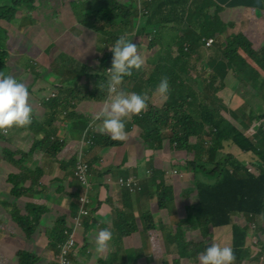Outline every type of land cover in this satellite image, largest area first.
<instances>
[{"label":"trees","instance_id":"obj_1","mask_svg":"<svg viewBox=\"0 0 264 264\" xmlns=\"http://www.w3.org/2000/svg\"><path fill=\"white\" fill-rule=\"evenodd\" d=\"M2 1L0 6L4 7L0 9V18L4 16V20H10L15 17L16 10L19 9L13 7L22 1ZM91 1L94 8H98L94 12L93 21L100 26H95V30L108 37L107 48H110L115 39L123 34L131 42L137 43V52L143 61L139 69H134L130 76H125L122 79L117 92L145 93L146 96L152 97L153 93L149 89H155L162 77L168 79L167 103L164 110L160 112L159 118L155 119L151 112H146L143 109L126 119L124 127L125 134L128 135L126 130L133 126L139 127L142 131L140 138L150 150L169 147L168 159L170 161L177 160L176 163L169 165L179 164L174 166L175 168L172 167L176 171L174 177L179 176L183 181L185 175L191 174L195 183L196 196L194 198H191L190 189L182 191L183 204L179 203L178 206H183L185 215H182L177 223H170L167 226L173 233L166 234V244L162 248L163 256L168 259L166 256L169 253L168 250L173 253L177 246H183V249L180 250L183 253L181 256H186L195 264H199L198 255L210 243L197 245L193 240L194 232L200 231L208 240L214 231L226 229H229L232 234L229 244L234 253V260L240 262L243 252L250 259L251 253L248 247H245L250 239H254L251 250L256 251L258 247L264 255V239L262 237L264 236V115L257 116L251 113L247 120L250 124L257 123L252 131L245 133V130H240L228 122L221 115L220 109L206 103L203 100L202 92H197L201 88L218 92L214 89L217 79L220 77L224 81L225 72L233 70L241 83L251 87L255 92L261 93L264 97V49L255 51L251 42L242 34L226 35V27L221 23L218 13L222 10L219 1L225 2L226 0H205L192 13H188V9H191V0H151L145 4V9L149 12L146 20L136 11L133 0H128L127 3H119L118 0ZM247 1L250 4L253 3L251 0ZM238 2L242 5L246 0ZM255 2L259 4L260 9H264V0H255ZM252 6L255 8V5L252 4ZM71 8L79 11L81 5L72 4ZM213 8L216 11L211 14L210 11ZM6 13L8 16L5 17ZM143 19L144 25L142 24ZM83 22L85 23V21ZM151 27H157L158 30L153 32ZM261 33L264 34V27L261 29ZM217 35L224 40V50L220 54L213 50L217 52L215 55L217 59L204 61L208 68L214 70V74H210L207 78L193 77L191 72L196 71V66L202 62V50L207 40L215 38ZM100 51L103 52L104 49L101 48ZM221 55L222 58L219 61ZM4 57L0 56L2 70L6 69ZM111 57V50L104 53L100 63L101 72L92 69L88 75L90 83L84 90L90 93H81L72 89L71 86L77 85L79 78L89 73L90 68L73 57L61 53L56 60L60 62L62 73L65 76L53 75L60 84L58 96H51L50 93L43 100L42 98L37 100L36 103L40 108L36 105L32 106L31 123L23 127L10 128L14 132L26 131L27 137L24 140L27 148L24 150L23 145L11 148V145L5 142V136L2 134L5 132H0V142L3 143L0 148L1 157L13 164L26 166L28 164L26 159L32 160V152L36 150L42 151L50 161L54 162V159L60 160L59 153L71 147L72 150L68 158L60 160V163L62 169H69L74 176L79 154H83V157H87L89 153L99 155L104 148L117 147L115 139L112 140L108 134L99 132L100 122L92 119L94 114L99 111L96 108L86 110L84 115H81L82 118L79 121L84 123V126L73 142H70L66 136L58 135L66 124V120L77 116V112L80 111L78 105L83 100L93 101L90 102L93 104L94 101L102 102L110 98L112 94L107 91L109 76L106 72L111 66ZM154 58L159 60L154 63L151 61ZM148 65H152V69H150L145 86H137L136 80L140 72L144 66ZM178 71H180L179 76L182 77H175ZM31 74L32 80L29 84L33 82L38 72L36 70ZM20 81L22 82V80ZM31 99L32 102H35L33 96L29 95L28 102ZM244 115H247V111ZM40 117L41 119H39ZM235 121L238 122L236 116ZM152 135L157 137L155 143L152 142ZM191 138H197L199 142L191 141ZM229 150L238 152V154L229 153ZM180 153H195V158L184 161L175 156ZM164 159L166 160L167 157ZM89 164V181L95 190V187L97 189L103 179L109 176L107 174L109 170L106 169L96 176L93 162L91 161ZM23 166L20 170L23 173L9 174L6 179L7 184L10 185L7 196L18 198L5 202L0 200V205L8 213L6 219H13L18 224L16 227L24 232L28 239H31L41 225L42 216L48 212L49 208H47L48 202L42 203V200H39V204L36 201H26L22 206L15 203L17 200L24 199L25 196L32 198V192L41 184V169L35 167V170L32 171L31 168ZM180 168L185 175L179 170ZM166 173V170L161 173L155 172L153 177L152 171L147 172L148 179L151 178L150 199L156 200L160 209L168 210L174 215L177 198L173 186L164 184ZM28 180H30V184L26 186ZM75 180L76 182L70 185L72 189L69 191L74 196L77 209L80 210V198L85 193V187L76 178ZM94 190L89 192L87 189L86 191V193L89 192L90 199L87 210L92 207L94 202H97L94 199ZM99 207L101 208V206ZM100 208L91 211L92 217L88 223H85V228L87 225L90 228H99L103 225V228L110 229L112 234L119 232L117 242L126 243L131 239L132 223L119 224L130 220L132 222L133 218L124 210L117 211L112 218V222H114L112 226L109 224V219L102 221L99 218ZM22 209L27 211L26 216L21 215ZM141 214L143 215V213ZM235 215H241L240 218L244 217V220L240 224H236L233 220ZM143 216H147L145 221L151 219L150 214ZM258 218L263 220V224L255 231ZM149 224L151 226L152 223L147 225ZM69 225L70 223L63 217L58 218L54 227L48 229L47 236L52 249L56 250L60 243L67 238L64 232ZM10 226L16 230L14 235L19 234L17 228L10 223L0 224V230ZM139 228H142L141 225ZM165 228L161 220L162 233H165ZM249 230L251 233H248ZM17 237L21 239L20 236ZM203 246L204 248L201 250L200 248ZM12 251L14 252L12 253ZM255 255L258 253L256 252L253 256ZM16 256H18L20 264H36L39 261V257L34 253L15 251L12 248L9 255L0 252V264H7ZM174 259L177 260L175 255ZM54 261L51 264H58V261ZM100 264H114V262Z\"/></svg>","mask_w":264,"mask_h":264},{"label":"crops","instance_id":"obj_2","mask_svg":"<svg viewBox=\"0 0 264 264\" xmlns=\"http://www.w3.org/2000/svg\"><path fill=\"white\" fill-rule=\"evenodd\" d=\"M11 1V0H10ZM9 1V2H10ZM128 0H118L119 3H127ZM205 0H202V2H204ZM219 1V0H218ZM239 0H226L225 2H221L220 3V9H222L221 11H219V17H220V21L221 23L226 27V35L230 36L231 34H243L244 36H246L249 41L252 43L253 48L255 50H260L264 47V34L261 33V29L264 27V9H260L259 8V4L255 2V0H251L253 3H249V1L246 0V2L242 5L239 4L238 2ZM86 4L89 6H92L91 9L84 11L81 15H80V10L79 12V16L76 19L75 22V27L80 28L81 26L85 27L83 25V21H85V18H89V22L85 21V24L90 25L91 27H97L98 23H94L93 21V17H94V12L98 9V8H94L93 2L91 0H85ZM3 3L2 0H0V5ZM255 5V8L252 6ZM200 6L199 5V1L198 0H191V9H188V13H192L196 10V8ZM73 11H75V8H72ZM216 11L215 8H213L210 12L211 14H213ZM65 16H63L64 18ZM77 17V16H76ZM12 20H15L16 22H18L17 19H10V20H4L3 21H9L10 24L12 22ZM29 22V21H28ZM30 24V22H29ZM142 24L144 25V21H142ZM35 23L33 22L31 25H29L28 27H32L34 26ZM18 27L20 29H24L26 28V26L24 24H20L18 25ZM41 26L39 25L38 29ZM4 28V27H3ZM1 29V33H0V51H3V47L5 45V43H7V41L9 40V33L8 31L4 28ZM152 28V27H151ZM186 29H188V27H186ZM179 36H182V34H179ZM8 38V40H7ZM41 39V41H38L37 39ZM108 39L107 36H105L104 34L99 35V38L97 37V41H99L100 43L103 42V44H105L106 46H108L109 42H106V40ZM16 41H18L17 39H15ZM218 40L222 41L224 43V40L218 36ZM35 42H41L46 43L47 42V46L52 45L49 44L47 41L40 33L37 32V36L35 37ZM104 48V47H103ZM78 52H81V50L79 48ZM218 51V53H222L223 49L221 48L220 50H218V46H214V49ZM212 50V51H213ZM206 52L204 50H202V55H203V59L202 62H200L197 66H196V71H192L191 75L193 77H197V78H205V75H203L202 72V68L203 66L206 64L204 61H206ZM218 54V55H219ZM222 55L220 56L219 61L221 60ZM103 58H101L99 60V63L97 64V68H94V70L101 72V67H100V63L101 60ZM208 59L213 60V59H217L216 56L213 57H209ZM5 60V59H4ZM56 60V59H55ZM153 60H159L158 58H154ZM57 61V60H56ZM79 61H81L80 63L83 65H87L82 63L83 60L79 59ZM41 64V63H40ZM88 66V65H87ZM89 68H91L90 66H88ZM146 67V66H144ZM14 68L13 66H9L8 70L7 69H0V71H3L4 74H6L8 71H12ZM143 71V70H142ZM91 73V69L90 72L87 74H84L83 77L80 78H87V82L84 83V85H88L90 83V77H88V75H90ZM180 71L176 72L175 77H182L179 76ZM228 75H231L233 78L231 79V81H236L235 85H229V80H227V78L225 77L224 79V83L221 84L220 87L215 86L214 89L218 90L216 97L218 96H226L229 95L228 98H226V103L225 105H223L222 109L218 108L221 110V115L228 121L230 122L233 126H235L236 128L240 129V130H245L246 132H250L253 130L254 125L257 122H253V124L249 123V120H247L249 118V115L251 113H253L254 115H264V97L261 93H256L255 91H253L249 86H245L244 84H242L239 80L236 79V76L233 72H229ZM145 76L143 75L142 72H140L139 77L136 80V85L137 86H145L146 81H143V78ZM220 78V77H219ZM146 79V77H145ZM221 79V78H220ZM78 85V84H77ZM119 86H121V82L119 84ZM206 89V88H205ZM234 90V91H233ZM149 91H151L153 93V99L154 101L151 102V106H153V104L155 105H160L162 107L165 106L166 101H161L160 97L156 94H154V89H149ZM173 91V89H172ZM128 93H130L129 91H127ZM203 95V100L205 101H209V104L213 105L211 99L209 97H207L205 92L201 93ZM159 99V100H156ZM231 99V102L228 103V100ZM93 101H89V100H83L81 103H79L78 105V111L77 112V116L75 118H71L66 120V124L65 126V131L63 132L62 130H60L61 134L63 136L68 137L70 140V142H73L79 132L81 131L82 127L84 126V123H81L79 120L82 118L81 115H84V111L86 110H92V108H90L92 106ZM100 101H94L93 104L100 106ZM215 107V106H214ZM216 108V107H215ZM97 110L99 108H96ZM240 115V113H242ZM247 111V115H244V113H246ZM235 116L238 119V122L235 121ZM134 127V126H133ZM136 127V126H135ZM137 130V134L132 135V132H128L129 135L131 137H128V140L130 139V141H128L127 146L123 149V150H113L110 148H104L103 151L98 155L97 153H89L87 157H85V159L87 160V162H95V160H99L101 159L105 154H110L112 155V157L110 159H108L107 163H110V161H112V159L116 156L118 157V153L119 152H123L122 153V159L128 157L131 158V162L128 163V165H124L122 162H119L117 159V164L116 165H111L109 168H107V170H109L107 172V174L112 176V181L113 183H111L110 181H107L106 184H103V182H101V185L98 187L99 189H102L101 192V198L99 200H97V202H94L92 205V210H97L98 208H100L99 206H101L100 211V217L103 220H110L109 224H111L112 226L114 225L112 222L113 220L111 218L114 217V213L115 211H126L128 213V215H130V217L133 218L132 222L131 220L128 222H123L120 223L119 225H126L129 223H136V221L138 220V216L139 214L143 213V215L145 214H150L153 218V221H156L155 223H159L161 222V220L164 222L165 227L167 228V226H169L170 223H177L178 219H175L173 217V215L171 214V212H169L168 210H160L156 211V210H152L150 203H151V199H150V189L151 187V183H150V179H148L147 176V172L152 171L153 172V177H154V173L158 172L161 173V171L166 170L169 171V169L171 167L177 166V165H169L170 163H176V161H170V159H168V155L170 154V150L169 147H165L159 149V150H150L149 148H147V146H145L140 138L142 131L141 129H139L138 127H136ZM166 131H168V129H165ZM14 140L13 142H11L12 144H16V145H23V150L25 148H27V144L25 142V137L21 134H19L18 132H16L15 136H14ZM191 141L194 142H199L197 138H191ZM138 148L142 149V154H139ZM66 150H69V152L72 150L71 147L67 148ZM150 150V151H149ZM127 152H129L127 154ZM229 153L235 152V151H228ZM62 153H59V155H61ZM183 154V153H180ZM186 155L190 156L191 159H185V160H192L195 158V153H185ZM32 156V160H29L28 158L26 159L27 163H30L31 166L34 167H39L42 171V176L44 177L45 175V165H51L54 166L53 168H51V171L53 172V174H55L56 178L61 179L62 175L61 173L63 171L60 170L59 166L54 165L55 163L53 161H50V159L42 152V151H38V157L40 158V164L39 166H36L34 164H32L33 161H35L37 159V157L35 156V154L31 155ZM178 159L179 158V154L175 155ZM161 158L163 162L162 163V168H159L156 166L157 161H159L158 158ZM164 157H167V159L165 160ZM183 160V159H181ZM184 160V161H185ZM95 163L99 164V161H96ZM114 163V160H113ZM30 165H26L23 166L24 168H28L30 169ZM110 165V164H109ZM124 166V170H119L120 167ZM164 168V169H163ZM175 168V167H174ZM181 172V168L179 169ZM106 171V169H103L101 171L104 172ZM21 172V171H20ZM111 172V173H109ZM23 173V172H21ZM20 173V174H21ZM67 173L71 174L70 177H72V179L74 178V176L72 175V172H70L69 169H67ZM184 174V172H182ZM9 174H13V173H9ZM120 175H124V176H120ZM185 175V174H184ZM117 176L123 177V178H128L130 176H135L136 178H139V184L141 186V189L143 188V190L139 193L136 194H129L126 191H121V187L118 185H115L114 182L117 178ZM152 177V178H153ZM75 179V178H74ZM106 179V178H105ZM181 178L179 176L174 177L173 180L171 181V178H167L165 176V180H164V184L168 185V186H173L174 188V192L176 189H181L183 187H185L183 190H188L189 189V179H192V175L191 174H187L185 175V179H182L183 181L180 180ZM76 182V180L72 181ZM182 190V191H183ZM70 192V191H69ZM176 196V195H175ZM55 202V205L57 207V211H54L51 209L50 205L53 204ZM48 212L45 213L42 216L41 219V225L38 227V229L34 232V235L32 236L31 239H28L25 235L24 232H19L17 231L19 234H15L16 236H23L24 239H19L21 241V246H13L10 244V246L14 249L15 247H20L25 251L31 252L36 254L39 257V261L36 264H51L52 262H55L54 260L57 258L58 254H59V248H57L56 250L52 249L49 246V243L46 241L47 238V231L48 229L54 227V223L55 221L62 216H66L68 215L69 217H71V219L75 218L76 213H77V206L73 205L70 206L68 208H65L64 205L61 203L60 200L53 199L51 201L48 202ZM159 208V207H158ZM177 208V206H175V209ZM179 211H181L183 213V215H185L184 211H183V206H179ZM8 215L7 212L4 211L3 214H0V224H7L9 223L8 220L10 218L6 219V216ZM242 217L241 215H235L233 217V220L235 222H242V220H244V218H240ZM182 218V217H181ZM144 219V218H143ZM135 220V221H134ZM48 222V224H47ZM89 221H87L88 223ZM138 224V223H136ZM257 224L259 226H261L263 224V220L261 218L257 219ZM139 225V224H138ZM140 227V225H139ZM90 226L87 225V229H89ZM103 228V225L100 226V228L98 227H92V229H90V231H96L97 232ZM4 229V230H3ZM0 230V235L5 237H9L11 235L10 230H13V227H9L7 229L3 228ZM142 228H139V231H142ZM132 231V230H130ZM13 232L16 233V230L14 229ZM86 232V234H88L86 228L84 227L83 229H78L75 232V237L77 239V242H79V237L80 235L82 236L84 233ZM195 236L193 238V240L195 241V243L197 245H202V244H208V243H213V242H218L221 245L227 243L229 244L231 239H232V234L231 232L226 229L224 231H214L212 236L209 237L208 240L205 239V235H202L200 231H196L194 232ZM153 234H155V238L158 239L160 238V240L162 242H157L158 248L161 249V252L163 251V247L166 244V240L165 237H163V234L159 231H157L156 233H152L148 234V236H153ZM162 234V237L160 236ZM166 235V233H165ZM90 235H88L89 237ZM118 236H119V232H118ZM139 237L142 236H146L144 234V232H140L138 233ZM40 238H42V241L44 244V246L42 247H38L36 246V243L40 240ZM0 239L2 240V237H0ZM85 239H87V236L85 235ZM208 241V243H206ZM24 243L26 244V246L23 248ZM84 243H86L87 245H83L80 246V248L85 251L87 253V255L90 258V254H92L94 257L97 256V251L96 249H92L89 247V243H93L92 241L90 242V240H86L84 241ZM121 244L117 241H109L108 243V248L111 250L112 255L109 256V259L105 260V262H110L112 259L115 260V264H120L122 261L116 263L118 261V253H122L125 255V259L123 261H126L127 264H168L167 261L163 260L162 255L160 257L154 256L157 253L154 251L153 245H150L149 242H141L140 240H137V237L135 238H131L129 240L126 241V243H122V249H119V246L117 245ZM248 243H246L245 247H248ZM79 245H82L80 242L78 243ZM30 245V246H29ZM78 246V245H77ZM232 248V247H231ZM52 249V250H51ZM19 251V250H16ZM169 251V250H168ZM77 252V249H76ZM170 254V253H169ZM173 254L178 255L177 251H174ZM75 258L72 260V264H85L86 261V255L82 254V253H75ZM78 256H80V259L78 260ZM87 256V258H88ZM242 256V260L239 262L238 260H234L232 262V264H243V263H247V264H259L258 262H254V261H249L248 256L245 252H243ZM252 258V257H250ZM145 259V260H144ZM144 260V261H143ZM56 261H58V259H56ZM181 264H195L190 258L184 256L182 260H180ZM57 263V262H56ZM94 264H100V260L98 259L97 261L93 260ZM59 264V263H58Z\"/></svg>","mask_w":264,"mask_h":264},{"label":"rangeland","instance_id":"obj_3","mask_svg":"<svg viewBox=\"0 0 264 264\" xmlns=\"http://www.w3.org/2000/svg\"><path fill=\"white\" fill-rule=\"evenodd\" d=\"M12 1H18V0H11L10 2H12ZM20 1H22V2H19L20 4L15 5L13 7V8H19L16 10L15 17L12 18V19H17L18 22H16L15 20H12V22L10 24L9 21H6V22L3 21L4 16H2L0 18V33H1V29L3 27L9 33V40L7 38L8 41H7V43H5V45L3 47L4 48L3 51L0 52V56H5L4 57L5 68L7 70H8V67L10 65L13 66L14 69L12 71H10L11 76L12 77L17 76L16 79L18 81L22 80V82L26 85V87L29 91V95L33 96L35 102H32V99L29 101L31 107L36 105L38 108H40L38 103H36L37 100H40L41 98L43 100V98L47 97L50 93H51V96H53V95H55L56 97L58 96V90H60V84L58 83L57 79H55L53 77V75H56L59 77L65 76L62 73V67L60 65V62L55 60L61 53H65L68 56L73 57L74 59H76L78 61H79V59L83 60L82 63L87 64L88 66L91 67L90 68L91 70L92 69L94 70V68L98 67L97 64L99 63V60L101 58H103L104 53L109 52L110 49L107 48L108 46L103 44V42L100 43L99 41H97V37L99 38V35H101L103 33L100 31H96L95 27H91L90 25L85 24L84 22H83V25L85 27H83V26H81L80 28L75 27L74 24L76 22V19L79 16V12L76 10L73 11V9L71 8V5L72 4H74L75 6L81 5V7H82L81 11H80V15H81L84 11H87V10L92 8V6H89L86 4L85 0H20ZM198 1H199V5L203 4L202 0H198ZM3 7L4 6H0V9ZM136 11L138 12L139 9H137ZM6 16H8L7 13H6L5 17ZM63 16H65V17L63 18ZM28 21L30 22V24ZM85 21L89 22V18L88 17L85 18ZM142 21H144V19ZM33 22L35 23V25L32 27H28ZM20 24H24L26 26V28L20 29L18 27V25H20ZM39 25L41 27L38 29ZM117 25H119V22H117ZM99 26L100 25L98 24L97 27H99ZM157 30H158L157 27L152 28L153 32H155ZM37 32L40 33L47 41H49L48 43L52 44V45L47 46L46 45L47 42L43 43V44L41 42L36 43L35 37L37 36ZM15 39H17L18 41H16ZM215 39H216V43H214L211 48H207V46H206V48L203 49L207 53L205 60H207L208 57H213L217 54V52L212 51L214 49V46H218V50H220L223 46V42L218 40V35L215 37ZM37 40L41 41V39H39V38ZM77 48H79L81 50V52H78ZM101 48L104 49L103 52L100 51ZM156 61L157 60H153L154 63ZM79 62H81V61H79ZM28 65L30 67H27ZM207 68L208 67H207V63H206L202 68L203 75H206V73H213L214 74V70H212V69L207 70ZM150 69H152V65H148L146 67H143L142 73L146 77V79L150 74ZM36 70L38 72V75L34 78L33 82L31 84H29V82L32 80V77H31L32 74L31 73L36 72ZM230 71L233 72V70H228L227 72H225L226 78H227V80H229V85L234 86L236 81H233V82L231 81V79L233 77L231 75H228V73ZM0 74H4L3 71H0ZM235 76H236L237 80H240L236 74H235ZM145 77L143 78L144 82L146 81ZM87 80H88L87 78H79L78 85H73V86H71V88L74 90H77L81 93H90V92H85V90H84V88L86 87V85H84V83L87 82ZM224 82L220 78H218L214 87L215 86L220 87L221 84ZM197 92H199V93L205 92L207 97H209L211 99L214 106L221 108V109H222L223 105H225V103H226L225 99L228 98V96H229V95H226L224 97L223 96L222 97L221 96L216 97L217 92H214L213 90L202 89V88L200 90H198ZM154 99H153V96L152 97L147 96L146 101L147 100H149V101L146 102V107L144 108V111L151 112L152 115L155 117V119H158L160 116V112L164 110V107H162L160 105H155V104H153V106H151V102L154 101ZM156 100H159V99H156ZM165 101L167 103V100H165ZM104 102H105V100L100 103V106L92 104V106L90 108H99L100 109L103 106ZM205 102L209 103V101H205ZM230 102H231V99L228 100V103H230ZM241 114H243V112L240 113V115ZM139 118H141V117H139ZM39 119H41V117ZM158 128H160V127H158ZM61 130L64 132L65 126H63L61 128ZM1 131L5 132V133L2 132L3 136H5V139H6L5 142L7 144L11 145L10 146L11 148H14L16 146V144L14 145L11 142H13L16 132L11 131L10 128L7 130H0V132ZM126 131H127V133L129 131L132 132V135L137 134V130H136L135 126L131 127V129H128ZM99 132H101V131H99ZM18 133L21 134V136L23 135L24 137H27L26 131L20 130ZM102 133L108 134L107 132H101V134ZM58 135L62 136L61 132H59ZM108 136L110 137L109 134H108ZM128 137H131V136H128L127 134H125V138L123 140L115 139L117 142V147L110 148V149H113L114 151L115 150H123L127 146L128 141H130V139L128 140ZM156 139H157V137L152 135V142L153 143H155L157 141ZM29 140L31 141V138H29ZM112 140H114V139H112ZM158 144H160V141H158ZM2 145H3V143L0 142V148L2 147ZM236 150L239 151L238 149H236ZM138 151H139V154H142V149L138 148ZM32 153L35 154V156L37 157V159L35 161H33L32 164L39 166L40 158L38 157V150H36L35 152H32ZM61 153L62 154L59 155V159L60 160H66L68 158L70 152H69V150H66V151H63ZM122 153L123 152H119L118 157L115 156L112 159V161H110V163H107L108 162L107 160L112 157V155H110V154H105L101 159L95 160V162L99 161V164H97L95 162L93 163L95 175L98 176L103 169L109 168L112 164L116 165L117 159L119 162H122L124 165H128V163L131 162V158L126 157V158L122 159ZM128 153L129 152H127V154ZM99 155H101V154H99ZM178 157L183 159V160L191 159V157L186 155L185 153L179 154ZM158 159H159V161H157L156 166L159 168H162L161 162H163V161H161L162 159L160 157ZM60 160L54 159V163H55L54 165L59 166L60 170L63 171L61 173V175H62L61 179L56 178L55 174H53V172L51 171V168H53L54 166L46 164L45 165V175H44V177L42 176V178H41L40 186L37 187L32 192L33 197L30 198L28 196H25L24 199L17 200L15 203L22 206L23 204H25L26 201H36L39 204V200H42L43 201L42 203H44V202H49V201L57 198L58 200L61 201V203L64 205L65 208H68L70 206L75 205L74 196L69 192V189H72V186H70V185L72 184V181H74L75 179L74 178L72 179V177H70L71 174H68L67 170L61 168ZM113 160H114V163H113ZM27 165H30V163H28ZM22 166H20L19 164H13V163L9 162L8 160L3 159V157H1V154H0V200L5 202V201L16 200L18 198L17 197L16 199H14L11 196H9V197L7 196V194L9 193V190H10V185L7 184L6 179L9 176V173L19 175L21 173L20 170H21ZM30 167H31L32 171L35 170L34 166L30 165ZM119 170H124V166L120 167ZM175 172L176 171H174V168L171 167L169 169V171H167L165 176L167 178H171V181H172L173 177H174L173 175ZM28 174H30V173H28ZM120 176H124V175H120ZM137 181L138 182L140 181L139 178H137ZM188 182H189L188 183L189 189H190L191 194H192L191 198H194L196 196L195 183H194L193 179H189ZM28 184H30V180L27 181L26 186H28ZM98 187H97V190L95 187V193H94L95 201H97L101 198L100 196H101L102 189H99ZM185 187H183L181 189H176L174 192L176 195V198H177V208L175 210V214L173 215V217L175 219H177V217L179 219H181V217L183 215V213L181 211H179L178 205H179V203L183 204V202L181 200V194H182V190ZM150 206H151L152 210L159 211V209H160V208H158L159 206H158L156 200H152L150 203ZM50 207L53 210V212L57 211V207L55 205V202L53 204H51ZM160 210H164V209H160ZM3 213H4V210L1 208V205H0V214H3ZM21 215L26 216L27 211L25 209H22ZM63 217L67 220V222L70 223L69 227L65 230V232H66L67 230L70 229L71 224L73 222V218L71 219V217H69L68 215L62 216L59 218H63ZM143 217H144V219H143ZM150 217H151V219L149 221H145L147 216H143L142 214H139L138 220L136 221V223L141 225V227L143 228V230L141 232H144V234L146 236H142V237L136 236V235H138V233H140L139 225L136 223H133L132 233L130 236L132 239L137 237V240H140L143 243L149 242L150 245H154V249H158L157 242H162L160 240V238L156 239L155 234H153V236L150 235L148 237H147V235L151 234V232L152 233L157 232V231L161 232L160 224L155 223L156 221H153L152 216H150ZM88 220L90 221V219H88ZM8 222L15 227L18 226V224L13 219H9ZM150 222L152 223L151 226H150V224L147 225ZM235 223L240 224L241 222H239V223L235 222ZM47 224H48V222H47ZM258 227H260V226L257 224L255 231H256V229H258ZM99 228H100V226H99ZM90 229H92V228H89V229L86 228L88 234H86V232H85L82 236L80 235L79 242L82 245H79L78 244L79 242H77V244H76L77 253L78 254L82 253V254L86 255L85 264H94L93 260L97 261L98 259L100 260L101 263H104L105 260L109 259V256L112 255L111 250L108 247L103 252H97L98 254L96 257H94L92 254H90V258L87 255V253L80 248V246L87 245L86 243H84V241L90 240V242L92 241L93 243L92 244L89 243V247L92 249H96L95 248V238H96L97 230L96 231H90ZM12 231L13 230H10L11 235L9 237L4 238L3 236L0 235V237H2L3 240H5V241H3L0 239V252L3 254H6V255H9L10 250L12 249V247L9 244H11L13 246H19L20 245V247H22L21 241L18 240V237L14 235L15 232L12 233ZM17 231L20 232V230L18 228H17ZM65 232H64V234H65ZM164 232L166 234L173 233V231L168 229V228H165ZM165 233H162L163 237H166ZM248 233H251V230H249ZM85 235L87 236V239H85ZM88 235H90V236L88 237ZM262 237L264 239V236H262ZM21 239H24V237L21 236ZM117 239H118V233H113L110 241L114 242V241H117ZM47 241L49 243L48 236H47L45 242L47 243ZM206 243H208V241ZM44 244L45 243H43L42 238H40V240L36 243V246L42 247V246H44ZM117 245L119 246V249L121 250L123 244L117 243ZM25 246H26V244L24 243L23 248ZM252 246H253V242H252V239H250L249 243H248V249L251 253L252 258H250L249 261H254L256 263L258 262L259 264H264V255L261 253L260 249L257 247L256 251H253V250H251ZM20 247H15L14 250L15 251L16 250L25 251ZM182 247H180V246L176 247L175 251L178 252V255L173 254L169 250L168 252L170 254L168 253L166 255L168 257V259L162 255V252H160L154 256L160 257L162 255L163 260L167 261L168 264H181L180 260L183 259V256H181L183 253H181L180 250L183 249ZM203 248H204V246L201 247L200 249L202 250ZM13 252L14 251H12V253ZM25 252H27V251H25ZM256 252L258 253V255L253 256ZM174 255H175V258L177 260L174 259ZM87 256H88V258H87ZM117 256H118V261L116 263L122 261L120 264H127L126 261H123L125 259L124 254L118 253ZM79 259H80V256H78V260ZM111 261L115 262V260H113V259ZM7 264H20L18 256L14 257V259ZM243 264H247V263H243Z\"/></svg>","mask_w":264,"mask_h":264},{"label":"clouds","instance_id":"obj_4","mask_svg":"<svg viewBox=\"0 0 264 264\" xmlns=\"http://www.w3.org/2000/svg\"><path fill=\"white\" fill-rule=\"evenodd\" d=\"M133 1L136 10L139 9L137 2L135 0ZM150 1L143 0L142 2V9L145 10L147 14H141V12L138 11L144 19L149 15V12L145 9V4ZM209 40H212L213 44L216 43L215 38H211ZM209 40H207V42ZM207 42L204 48H206ZM212 46H207V48H211ZM137 47V43L131 42V40L129 38H126L125 35H120L115 39L112 46L109 48L111 50L112 57L111 66L107 69V71L110 73L107 74L109 76L107 80V91L112 95L109 99L105 100L103 106L99 109L98 112L94 114L92 119L94 121L98 120L100 122L99 131L107 132L112 139L123 140L125 138L124 127L126 119L131 118L132 115L141 112L146 107L147 96L145 93L130 92L125 94L122 91L117 92L122 79L125 76H130L132 74V71L134 69H139L143 63L141 56L137 52ZM222 49L224 50V43ZM263 49L264 47L260 50H254L261 51ZM27 67L30 66L28 65ZM209 69L210 68H207V70ZM210 74L213 73H206L205 78H207ZM16 78L17 76L12 77L11 72L9 71L5 75L0 74V130H7L12 127H23L31 123L32 107L28 102V89L23 82L18 81ZM168 91V79L167 77H162L159 83L155 86L154 94L158 95L161 101H165L167 100ZM250 172H252V170H250ZM175 174L176 172L173 176H175ZM105 178L107 180H111V183H113L111 175L106 176ZM131 178L137 180V178L133 176H130L128 178L117 177L114 184L119 186V179L128 180ZM138 185L139 191H137L136 193L141 192V186L139 182ZM121 191H126L131 195L136 194L130 193L127 189L122 187ZM88 210L89 215L84 219V225L85 223H87V221H89L88 219L92 217V207H90ZM72 225L73 222L71 224V227ZM84 227L85 226H83V228ZM160 236L162 237V234ZM111 238V230L108 228H101L97 232L95 238L96 251L103 252L104 250H106ZM252 241H254V239H252ZM154 251L158 254L161 252V249H154ZM234 259V253L230 244L225 243L221 245L218 242L211 243L198 255L199 264H232Z\"/></svg>","mask_w":264,"mask_h":264},{"label":"built area","instance_id":"obj_5","mask_svg":"<svg viewBox=\"0 0 264 264\" xmlns=\"http://www.w3.org/2000/svg\"><path fill=\"white\" fill-rule=\"evenodd\" d=\"M135 1L137 2L141 14H147V12L142 9L143 0H135ZM212 44H213L212 40H209L207 42L208 47L212 46ZM107 74L110 73L107 71ZM83 156H84L83 154H79V159L77 160L75 165L74 176L85 187V193L80 198L81 209L78 211L79 213L77 217H75V219L73 220L72 227L65 232L67 238L58 246L59 254L57 256V259L59 264H72V260L76 257L75 253H77L76 252L77 239L75 237V232L76 230L78 229L80 230L83 228L84 219L89 215V210L86 209L90 204L88 193L91 192L92 189L94 190V188L93 186H91L89 181L90 164ZM107 181L111 182V180H107V179H103L102 182L103 184H106ZM118 183L120 187L127 189L130 193H136L137 191H139V185L136 179L133 178L128 180L119 179ZM87 189L89 190V192L86 193Z\"/></svg>","mask_w":264,"mask_h":264}]
</instances>
